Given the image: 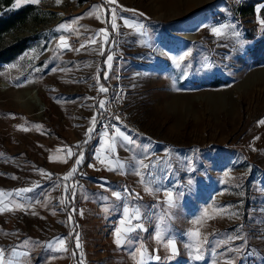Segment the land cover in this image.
Instances as JSON below:
<instances>
[{
  "label": "rangeland",
  "instance_id": "obj_1",
  "mask_svg": "<svg viewBox=\"0 0 264 264\" xmlns=\"http://www.w3.org/2000/svg\"><path fill=\"white\" fill-rule=\"evenodd\" d=\"M242 2L176 0L160 10L158 0L11 1L34 15L0 42L34 39L0 67V193L13 209L0 212L5 257L138 264L143 253L145 264H264V62L247 56L262 35L264 1L246 15ZM105 78L121 83L136 125H119L133 143L117 139L107 155L95 154L96 138L85 143ZM22 90L37 91L42 105ZM81 153V171L64 179ZM58 238L67 251L55 250Z\"/></svg>",
  "mask_w": 264,
  "mask_h": 264
},
{
  "label": "trees",
  "instance_id": "obj_2",
  "mask_svg": "<svg viewBox=\"0 0 264 264\" xmlns=\"http://www.w3.org/2000/svg\"><path fill=\"white\" fill-rule=\"evenodd\" d=\"M11 1L12 0H0V39L5 32L19 27L34 15V7L32 5L25 4L12 9L9 8ZM262 1L264 0H243L239 7V11L242 15L251 14L252 6ZM261 38L257 39L253 47L247 52V56L250 58L251 65L264 62V28ZM32 39H34V36L26 35L16 38L11 42H0V67L2 64H7L13 61L28 46L30 40ZM237 60L241 63H244L242 58H238ZM218 81L216 82L215 80H210L207 82V85L216 86L219 83ZM85 140L89 142L91 141V137L89 136V138H86ZM85 161L86 159L83 155L82 163L77 166L78 173L81 171ZM74 175L77 176L78 174L75 173ZM74 179L75 178H72V180ZM65 187H71L70 180L65 183ZM68 247L69 249L73 250V244L71 241H69Z\"/></svg>",
  "mask_w": 264,
  "mask_h": 264
},
{
  "label": "snow or ice",
  "instance_id": "obj_3",
  "mask_svg": "<svg viewBox=\"0 0 264 264\" xmlns=\"http://www.w3.org/2000/svg\"><path fill=\"white\" fill-rule=\"evenodd\" d=\"M24 2L39 3V0H24ZM59 2H60V0H57V3H59ZM111 2L112 3H115V0H111ZM19 3H20V0H17V5H19ZM111 11H112L113 14L115 13V9H112ZM125 23H127V21H125ZM260 23L261 24H264V20H261ZM63 27H64V25H60L59 28H58V30L59 29H62ZM112 27L115 28L116 25L115 24H112ZM212 31L216 35H221V29H219V28H213ZM105 35H107V33H105ZM93 42H95V41L93 40ZM60 45L63 46L64 48H67L68 47L67 41L64 39V37H60ZM81 47H83V45ZM185 55H187V54H185ZM179 59L180 60H184V56H181ZM107 60L108 61H111L112 60V56L109 55L107 57ZM17 86H22V85H19L18 84ZM100 91L105 92V91H107V89L101 87ZM103 106H104L103 105V102H101L100 107L103 108ZM116 119H119V117H116ZM258 123L259 124H264V120H260V121H258ZM92 131H93V129H91V128L88 130L89 133L92 132ZM105 135H108V133L105 132ZM112 139H113V141H115L117 139H123L124 141H126L129 144H132L133 143L132 139L128 135H126L124 132L120 131L118 128L115 129V136H113ZM85 143H87V141H85ZM76 147L79 148L80 145L78 144V145H76ZM68 154H69V156L72 155V153H71L70 150H69V153ZM82 160H83V154L81 153L80 156L76 159L75 165L76 166H79L82 163ZM101 162L103 163V161H101ZM138 163L144 169H148V168H151L152 167V165L150 163L149 164H145L144 163V159L139 160ZM122 167H123V165H118V168H122ZM76 171H77V167L74 166L72 168V170L67 173V176H65L64 179H67L68 177H71L73 175V173H75ZM137 174L139 175V173H137ZM28 190L29 189H22V190H17V191L19 192V191H28ZM152 190H155V189H152ZM163 191H164V195L167 198L166 201H164V202H166L170 207H174L175 206L174 194L171 191H168V190H163ZM112 195L115 196L116 198H121L120 193L113 192ZM136 196H137V198H139V195L138 194H136ZM0 205H2V206H0V212H3L5 210H7V211H12L13 210L12 207H10L7 204H4V202H3V193H0ZM15 207L16 208H22L23 206L20 205V204H17V205H15ZM127 212H128V210L125 209V213H127ZM81 214H82V212H81ZM133 218H135L137 220H142L143 219V216L140 215L138 209L136 210V215ZM136 227L139 228V229H141V230H146V229H143L142 228V225L139 224V223L136 225ZM129 231H131V229ZM116 235H117V239H116L115 242H116V244L118 246H120L122 242H121V239H120V230L119 229L117 230ZM195 235H199V233H195ZM78 237H79V234L77 233L76 234V247L77 248L80 247V245H79V238ZM205 243H207V240H205ZM58 244H59V248L55 249L56 251H67V249L64 247L65 241H64L63 238H58ZM168 244L170 245L172 251L175 252L176 251L175 243L172 242V241H168ZM44 246L45 247H48V248H52V245L50 243L49 244H46ZM237 251H238V249H237ZM5 252H6V249L0 248V264H15V262L12 261L11 259H6L5 258ZM11 254L13 256H15L17 254L16 249H13ZM26 255L27 256H30V253L29 254H26ZM154 258L156 260H159L160 259V257L158 255H156ZM201 258L202 257H200L199 255L196 257V259H201ZM138 264H145L144 259H143V253H141V260L138 262ZM226 264H228V262H226Z\"/></svg>",
  "mask_w": 264,
  "mask_h": 264
},
{
  "label": "built area",
  "instance_id": "obj_4",
  "mask_svg": "<svg viewBox=\"0 0 264 264\" xmlns=\"http://www.w3.org/2000/svg\"><path fill=\"white\" fill-rule=\"evenodd\" d=\"M102 87L107 89L105 92L100 91L101 102L104 106L101 108L97 105L93 110L90 126L93 131L90 132V137L97 138L105 135V132L112 135L120 124L130 129L135 128V122L129 117L123 102L121 83L105 78L102 81Z\"/></svg>",
  "mask_w": 264,
  "mask_h": 264
},
{
  "label": "crops",
  "instance_id": "obj_5",
  "mask_svg": "<svg viewBox=\"0 0 264 264\" xmlns=\"http://www.w3.org/2000/svg\"><path fill=\"white\" fill-rule=\"evenodd\" d=\"M101 103V97L99 96L98 100H97V105H100ZM119 129L120 131H122L119 128V125L116 127V129ZM123 132V131H122ZM126 134V132H124ZM127 135V134H126ZM115 136V132L112 135H100L99 137H97V145H96V149H95V154H104L107 155L106 152H111V150L113 151V147H115L116 145V141H113L112 137ZM122 140V139H119ZM112 143V144H111ZM94 154V155H95ZM99 156V155H98ZM6 259H10L8 257H5ZM15 261H17V264L19 259H16Z\"/></svg>",
  "mask_w": 264,
  "mask_h": 264
},
{
  "label": "bare ground",
  "instance_id": "obj_6",
  "mask_svg": "<svg viewBox=\"0 0 264 264\" xmlns=\"http://www.w3.org/2000/svg\"><path fill=\"white\" fill-rule=\"evenodd\" d=\"M159 1V6L158 8L160 10H167L168 8L166 7H171V8H176L177 7V3H175L174 0H158ZM23 91V92H22ZM22 98L23 100L27 101L28 103H31L33 105H42L41 103V99L39 98V95L37 93V91H33V90H29V91H24L22 90ZM18 97H20V94L17 95ZM20 99V98H19Z\"/></svg>",
  "mask_w": 264,
  "mask_h": 264
}]
</instances>
